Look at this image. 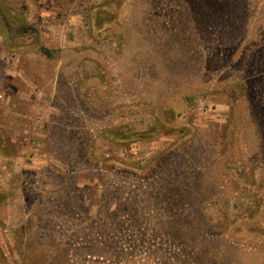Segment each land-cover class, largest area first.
Here are the masks:
<instances>
[{"label":"rangeland","instance_id":"rangeland-1","mask_svg":"<svg viewBox=\"0 0 264 264\" xmlns=\"http://www.w3.org/2000/svg\"><path fill=\"white\" fill-rule=\"evenodd\" d=\"M0 264H264V0H0Z\"/></svg>","mask_w":264,"mask_h":264},{"label":"trees","instance_id":"trees-1","mask_svg":"<svg viewBox=\"0 0 264 264\" xmlns=\"http://www.w3.org/2000/svg\"><path fill=\"white\" fill-rule=\"evenodd\" d=\"M47 52V51H46ZM48 54V53H47ZM11 153V152H10Z\"/></svg>","mask_w":264,"mask_h":264}]
</instances>
